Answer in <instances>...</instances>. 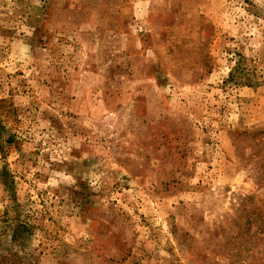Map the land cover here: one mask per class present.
<instances>
[{
  "label": "rangeland",
  "instance_id": "rangeland-1",
  "mask_svg": "<svg viewBox=\"0 0 264 264\" xmlns=\"http://www.w3.org/2000/svg\"><path fill=\"white\" fill-rule=\"evenodd\" d=\"M0 264H264V0H0Z\"/></svg>",
  "mask_w": 264,
  "mask_h": 264
}]
</instances>
